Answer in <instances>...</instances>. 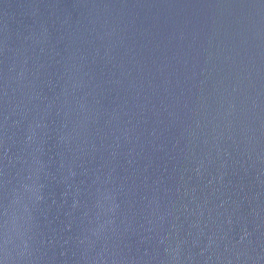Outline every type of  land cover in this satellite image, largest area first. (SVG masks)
Wrapping results in <instances>:
<instances>
[{"label": "water", "instance_id": "water-1", "mask_svg": "<svg viewBox=\"0 0 264 264\" xmlns=\"http://www.w3.org/2000/svg\"><path fill=\"white\" fill-rule=\"evenodd\" d=\"M0 264H264V0H0Z\"/></svg>", "mask_w": 264, "mask_h": 264}]
</instances>
